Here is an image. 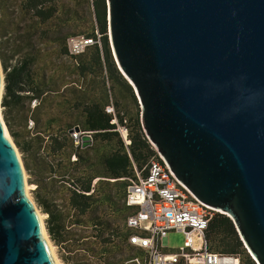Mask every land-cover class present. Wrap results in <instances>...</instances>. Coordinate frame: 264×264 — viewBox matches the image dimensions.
Returning a JSON list of instances; mask_svg holds the SVG:
<instances>
[{
    "label": "water",
    "instance_id": "obj_1",
    "mask_svg": "<svg viewBox=\"0 0 264 264\" xmlns=\"http://www.w3.org/2000/svg\"><path fill=\"white\" fill-rule=\"evenodd\" d=\"M107 5L112 52L147 138L264 264V0ZM3 88L0 59V105ZM4 124L0 116V264H58Z\"/></svg>",
    "mask_w": 264,
    "mask_h": 264
},
{
    "label": "trees",
    "instance_id": "obj_2",
    "mask_svg": "<svg viewBox=\"0 0 264 264\" xmlns=\"http://www.w3.org/2000/svg\"><path fill=\"white\" fill-rule=\"evenodd\" d=\"M84 1L94 10L95 20L91 22H83L78 17L77 6L72 0H0L4 118L12 137L24 151H30L36 143L38 148L46 149L47 156L58 160L57 175L62 179L69 175L67 179L73 181L70 201L81 213L92 216L98 208L107 205L116 210L117 216H122L126 230L121 235L126 242L129 233L126 219L134 209L125 203L120 208L117 197L125 198L129 178L136 177L135 168L145 174L144 167L156 152L144 132L136 93L119 70L112 52L107 0ZM74 36H85L99 42L88 46L80 54H73L68 40ZM64 56L68 61L63 60ZM55 69L62 70V78L70 80L66 84H71V97L58 104L60 109L68 105L69 112L64 113L66 117L48 116L41 129L39 126L35 128L33 138L26 140L24 137L31 130L23 132L15 128L16 122L10 110L25 98L39 100L37 110L48 101L52 103L50 96L56 91L53 89L56 80L52 74ZM126 98L134 101L136 112L131 114L128 111L124 103ZM109 107L114 110L109 111ZM113 119L117 122H112ZM33 120L36 124L41 121L37 115L33 116ZM117 123L127 127L129 144L122 139ZM23 124V129H27V121ZM75 125L95 132L91 146L75 148L69 135ZM73 154L77 160L72 162ZM26 163L30 167L28 160ZM41 168L53 171L50 164ZM96 177L115 181L102 180L91 194H87L92 190V181ZM116 185L120 187L114 192ZM45 212L49 215L48 231L56 238V232L63 228V216L48 205ZM102 229L105 231L106 225ZM206 238L211 251L240 254L243 264H256L248 254L233 220L226 214L214 213ZM103 241L108 243L110 238L103 236Z\"/></svg>",
    "mask_w": 264,
    "mask_h": 264
},
{
    "label": "rangeland",
    "instance_id": "obj_3",
    "mask_svg": "<svg viewBox=\"0 0 264 264\" xmlns=\"http://www.w3.org/2000/svg\"><path fill=\"white\" fill-rule=\"evenodd\" d=\"M72 3L76 4L79 12L78 17L83 22H91L92 20H95L92 6L89 7L84 0H72ZM63 60L68 61V58L64 56ZM52 72L53 77L56 80L55 88H53L56 89V91L52 92L50 96L52 103H49L48 101L43 104V108L37 110L36 105L39 104V100L25 98L21 99L20 104L12 106L10 110L11 116L16 122L15 128L23 132L31 130L30 133L24 137L26 140H31V138H33L35 128L39 126L41 129V127H43L42 123L45 122L48 116L60 117L63 116L64 113L69 112L68 105L61 106L64 109L63 110L58 108V104L61 102L63 103L66 97H71V84H66L69 83L70 80L68 77L62 78V70L59 71L58 69H55ZM119 88H121V86H119ZM57 89H60V91H57ZM3 94L4 88L1 95V113L4 117L5 109L2 106ZM111 95H113L112 92ZM124 103L127 104V109L131 114L137 111V106L133 100L130 101L129 98H126ZM50 104L51 107H49ZM138 104L140 108L139 99ZM108 110L111 111L114 109L113 107H109ZM34 115H37L40 118L41 121L39 124L34 122ZM63 117L66 116L64 115ZM22 120L23 123L27 121V129H23L24 124L20 123ZM31 121L32 123H30ZM112 122H117V119H113ZM117 130L120 132L125 144H129L131 141L128 137L129 132L127 127L117 123ZM12 139L21 157L24 171L26 172L25 174H27L26 182L29 183L30 186V195L37 208L44 216L43 225L46 229L47 236L55 247L56 254L62 264H119L123 259L141 253L140 250L129 246L125 240H123L121 234L123 232L125 233L126 230L124 227V220L121 218V215H116L117 212L114 208L105 205L104 208H98L92 216L81 213L80 210L73 206L70 201V190L73 188V181L67 179L69 178V175H66V179H62V177L57 175L56 170L59 167L58 160L53 156H47L46 149L44 147L38 148L36 143L33 144V149L30 151H24L18 146L13 137ZM20 139L23 141L22 138ZM151 145L153 148L154 145L152 143ZM73 156L74 154L71 157L72 162L77 160L74 159ZM27 160L29 161L30 167H27ZM45 164H50L53 171L50 172L49 169L41 168ZM72 171L73 170L71 169L70 172ZM102 180L115 181V179L96 177L92 181V190L89 194L94 191ZM119 187V185L114 186V192ZM123 203H125L124 199H119V197H117V204L120 208ZM46 205L63 216V228L59 232H56L57 239L48 231L47 220L49 215L45 212ZM102 222H105V231L102 229L104 226ZM101 232L103 234H101ZM103 236L110 238V242L105 243L103 241ZM185 239L184 233L180 231L172 230L167 234V242L171 251H176L178 248L184 246ZM246 249L250 257L253 258L248 248ZM246 254H244L245 257Z\"/></svg>",
    "mask_w": 264,
    "mask_h": 264
},
{
    "label": "built area",
    "instance_id": "obj_4",
    "mask_svg": "<svg viewBox=\"0 0 264 264\" xmlns=\"http://www.w3.org/2000/svg\"><path fill=\"white\" fill-rule=\"evenodd\" d=\"M96 42L99 40L85 36L68 40L73 54L82 53ZM94 133L80 125L69 131L76 149L85 148L84 136H90L91 143L86 147L91 146ZM153 148L156 154L144 167L146 173L135 168L136 177L129 178L124 198L125 204L134 209L126 219L129 230L126 243L141 253L125 258L119 264H243L240 254L209 249L206 231L216 210L201 203ZM73 157L77 159L75 154ZM172 230L183 232L186 238L184 246L176 251H171L167 242V234Z\"/></svg>",
    "mask_w": 264,
    "mask_h": 264
},
{
    "label": "bare ground",
    "instance_id": "obj_5",
    "mask_svg": "<svg viewBox=\"0 0 264 264\" xmlns=\"http://www.w3.org/2000/svg\"><path fill=\"white\" fill-rule=\"evenodd\" d=\"M0 116H1V117L3 116L2 113H1V105H0ZM4 126H5V128H6V131H7L8 135H9V138L11 139L12 143L14 144L13 139H12V137H11V135H10L9 129L7 128L6 124H4ZM14 146H15V145H14ZM15 147H16V146H15ZM18 154H19V152H18ZM19 156H20V155H19ZM25 173H26V172H25ZM26 175H27V174H25V177H26ZM26 187H27L28 195L31 197V195H30V186H29V183H27V182H26ZM31 198H32V197H31ZM37 211H38L39 216H40V218H41V220H42V223H43L44 216H43V214L40 212V210H39L38 208H37ZM43 226H44V225H43ZM50 244H51V248H52V251H53V255H54V257H55L57 263H58V264H62L61 261L59 260L58 256H57V254H56L55 247L53 246V244H52L51 242H50ZM254 258H255V257H254ZM255 261H256V258H255ZM257 263H258V262H257Z\"/></svg>",
    "mask_w": 264,
    "mask_h": 264
}]
</instances>
